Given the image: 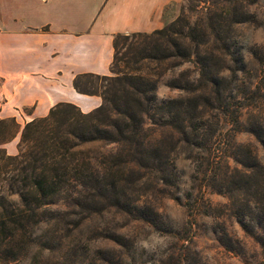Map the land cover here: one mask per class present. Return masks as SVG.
<instances>
[{
  "label": "trees",
  "instance_id": "16d2710c",
  "mask_svg": "<svg viewBox=\"0 0 264 264\" xmlns=\"http://www.w3.org/2000/svg\"><path fill=\"white\" fill-rule=\"evenodd\" d=\"M201 1L208 5L211 2L213 10L190 20L181 8L175 18L159 29L116 34L112 42L114 49L120 37H142L136 60L159 64L173 59L177 61L175 65L192 63L195 69L192 79L189 74L179 72L177 78L165 82L186 96L157 102L155 83L137 75L127 84L131 97L126 96L117 104L115 92L114 97L103 98L88 80L108 76L78 74L72 79V87L79 93L99 95L101 103L96 108L83 113L71 103H56L46 115L24 123L15 154L5 153L1 144L6 139L1 136L0 181H4V187L0 189V264L25 256L33 246L42 251L52 249V243L60 238L36 233V228L40 223L65 222L66 209L51 208L58 203L78 215L75 228L82 218L102 209H112L158 227L155 209L139 202L138 194L132 198L134 193L130 195L127 190L133 175L140 179L152 172L157 178L153 186L159 191L174 185L176 179L173 159H168L154 139V131L144 125L145 120L155 129L170 127L181 134L183 142L199 145L207 152L200 164L205 179L211 182L209 186L225 195L241 230L264 247V236L258 233L264 234V167L251 150L233 141V133L244 125L243 129L264 148L260 113H249V120L241 124L242 99L237 94L238 76L246 69V62L234 26L255 21L249 6L256 0H186L185 7L191 12ZM250 53L263 72L259 86L264 91V45L252 46ZM109 71L115 73L112 68ZM256 93L257 89L255 96ZM263 93L259 96L262 100ZM251 103L255 109L257 105L263 107L255 100ZM204 111H208L213 122L200 120ZM224 134H229L232 142L222 147L218 142ZM94 142L115 144L116 150L91 156L82 145ZM241 149L245 151L243 159L236 152ZM219 156L235 160L240 167L224 163L217 169ZM100 236L124 245L122 237L113 232ZM225 247L233 249L228 236Z\"/></svg>",
  "mask_w": 264,
  "mask_h": 264
},
{
  "label": "rangeland",
  "instance_id": "374dc122",
  "mask_svg": "<svg viewBox=\"0 0 264 264\" xmlns=\"http://www.w3.org/2000/svg\"><path fill=\"white\" fill-rule=\"evenodd\" d=\"M185 3L186 0L181 2L178 13L182 8L190 20L213 10L211 2L208 5L201 1L190 12ZM249 10L254 14L255 21L234 26V33L246 62V69L238 76L237 81V94L242 99L239 110L241 124L249 120V113H260L264 122V100L259 97L261 92H264L261 85L259 86L263 72L250 53L252 46L264 45V0H256L249 6ZM143 40L142 37L118 38L110 63V68L115 73L109 71L107 79L91 77L88 80L96 86L103 98L110 99L114 97L112 94L115 92L114 99L116 98L117 104L126 96L131 97L128 93L131 89L127 84L131 81L130 78L137 75L155 83L154 94L157 102L186 96L185 92L168 87L165 82L177 78L179 72H184L185 76L189 74L192 79L195 75L192 63L175 65L177 61L173 59L159 64L147 59L136 60V53ZM256 89L258 93L255 96ZM253 100L258 102L257 104L262 103L263 107H252ZM201 115L200 120L213 122L208 111ZM0 120L3 122L2 126L0 124V138L4 136L7 140L15 134L19 138L25 122L16 123L9 118ZM144 125L151 128L149 131H154V139L158 141L163 152L166 151L168 159H173L176 166L174 185L160 191L153 186L157 178L152 172L140 179H135L134 175L130 177L127 188L129 194L134 193L132 198L138 194L139 202L147 203L155 209L159 219L158 227L132 220L112 209H102L82 218L75 228L74 221L78 215L70 213V209L58 203L51 208L66 209L67 214H63L65 222L40 223L36 233H43L46 237L55 235L60 240L52 243V249L47 251L33 246L25 256L6 264H264V247L241 230L225 195L217 193L209 186L211 182L205 179L203 165L200 163L207 152L199 145L195 147L194 144L183 142L181 134L170 127L160 126L155 129L156 127L146 120ZM243 126L233 133V141L244 149L251 150L257 162L264 167V148L253 135L243 129ZM231 142L230 135L224 134L218 143L223 147ZM82 149L91 156H97L114 152L116 145L94 142L82 145ZM244 149L236 150L242 159L245 156ZM234 157L237 160V155ZM216 159L217 169L222 168L224 163L230 167H240L229 157L224 159L219 156ZM3 185L4 181H0V189ZM96 206L100 208L99 205ZM105 232L121 236L124 245L119 246L102 238L100 234ZM258 233L264 236L260 231ZM225 236L231 240L232 250L231 247H225ZM78 250L82 253H77Z\"/></svg>",
  "mask_w": 264,
  "mask_h": 264
},
{
  "label": "crops",
  "instance_id": "0c3cea01",
  "mask_svg": "<svg viewBox=\"0 0 264 264\" xmlns=\"http://www.w3.org/2000/svg\"><path fill=\"white\" fill-rule=\"evenodd\" d=\"M183 0H0V119L42 117L56 103L86 113L101 103L74 90L83 73L107 75L116 34L149 33ZM17 134L1 144L16 152Z\"/></svg>",
  "mask_w": 264,
  "mask_h": 264
}]
</instances>
